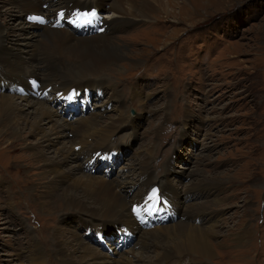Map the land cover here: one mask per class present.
I'll list each match as a JSON object with an SVG mask.
<instances>
[{
  "label": "rangeland",
  "instance_id": "rangeland-1",
  "mask_svg": "<svg viewBox=\"0 0 264 264\" xmlns=\"http://www.w3.org/2000/svg\"><path fill=\"white\" fill-rule=\"evenodd\" d=\"M99 1L103 17L109 18L105 23L113 27L111 0ZM139 2L136 0V4ZM164 3L167 7H158L150 20L136 19L132 25L111 32L108 39L121 49V59L108 65L102 89L96 83V87L93 83L92 87L75 84L62 95L61 104L60 99L56 100V108L43 102L71 125L76 120L96 117V130L114 131L103 150H121L119 146H123L120 162L94 172H89L87 166L86 174L114 186L122 185L121 192L128 201L144 193L140 199L144 203L135 205V209L151 226L140 224L136 232L135 226H124L135 232L130 242L123 234L114 233L121 223L127 225L119 218L106 220L74 211L61 214L62 207L50 208L46 188L61 189L73 182L63 176L51 183L50 178L41 175L34 152L42 148L48 155L52 145L46 147V140L26 131L22 136L33 148L28 149L21 141L9 147V137L0 136V264L102 263L93 262L90 255L103 257L104 264L135 260L144 254L140 243L153 241L154 227H166L180 220L174 211L175 202L164 196L166 187L180 192V204L204 203L208 201L204 193L216 194L219 202L207 204L206 214L200 212L194 221L216 233L210 238L214 256L204 264H264V0ZM43 5L35 10L31 4L12 7L9 1L0 0V32L6 29L0 35V60L6 61V50L20 60H36L40 37L32 33L44 25L58 29L53 26L56 14L52 10L47 14L48 7ZM31 13L43 17L45 23L26 24L25 15ZM61 29L81 35L68 27ZM3 40L5 45L1 44ZM29 77L26 83L34 97L38 98L37 92L51 90L38 89L41 79ZM4 79L8 92L3 93L18 96L27 92L15 85L17 80L11 76L4 75ZM13 84L22 91L8 89ZM2 86L0 82V90ZM87 88L91 89L87 109H77V104L75 110V106L64 104L66 97L74 93L79 101ZM63 91L59 89L56 94ZM60 105L69 110L61 112ZM102 106L106 109L101 110ZM26 110L32 112L33 107ZM50 138L62 143L57 148L63 147L62 139ZM88 151L85 149L81 157L93 153ZM85 162V158H79L80 165ZM144 169L148 177L143 178ZM201 180L205 181L200 183ZM148 181L153 183L146 186ZM194 185L208 187L194 189ZM200 194L201 198L196 197ZM166 213L174 215L162 224ZM107 225L114 227L108 231ZM84 227L94 234H88ZM96 227L101 230L97 234L103 236L104 244L96 238ZM241 231L250 233L242 244L230 236ZM127 241L130 245L124 247ZM58 244H62L63 255L58 252ZM197 260L203 261L188 254L181 260L171 257L164 264H195Z\"/></svg>",
  "mask_w": 264,
  "mask_h": 264
},
{
  "label": "bare ground",
  "instance_id": "bare-ground-1",
  "mask_svg": "<svg viewBox=\"0 0 264 264\" xmlns=\"http://www.w3.org/2000/svg\"><path fill=\"white\" fill-rule=\"evenodd\" d=\"M7 1H9V4L12 7L19 4H31L35 10H40L42 5L45 4L43 5V8L48 7L47 14H49L51 10L54 11V15L56 14L55 20L53 19V26L56 24H59L60 26L64 25L66 19H73L74 17L71 13L73 11H76L75 13H77V9L90 8L92 6L96 7L100 13H102V4L99 0L98 3H96V0H83L79 2L77 0H42L43 2H41V0ZM138 1H140L138 4H136V0H111L109 2V14L114 20L112 19L113 27L109 28L108 24L105 23L109 21V18L104 17L103 25L107 26L106 29L109 30L108 32L105 30L101 34L87 33L82 35L79 31V27H73L67 24L64 26L71 29L74 33L81 34L77 35L71 34L67 29H52L50 25H44L39 32L32 33L33 36L40 37L39 55L36 54V60L34 62L20 60L8 53L7 50L3 54L6 61L0 60V82H4V75L7 77L11 76L17 80L15 85L21 86L23 90L27 89V92L24 95L18 96L3 93L4 91H7V89L0 90V136H4V138L9 137V147H11L10 145L15 141H21L28 149L33 148L34 146L31 147L25 143V138L22 136L25 131L39 137V140H46L48 143L46 147L51 145L53 147L50 153L46 155L44 152L45 150L42 148H38L34 152L36 154L34 156L36 157V163L40 165L42 170V172H40L42 173L41 175L50 178L51 183H54L55 180L63 176L73 179V182H68V184L61 189L45 187L47 189L46 198L47 200L49 199L48 205L50 208L62 207L61 214L68 213V211H74L79 214H86L94 218H104L106 220L109 217L119 218L127 224L119 223L121 226L128 228L135 226V232L140 223L132 217V214L134 213L133 209H135V205L143 202L140 201V199L142 200L144 193L137 196L135 199L128 201L121 192V189L123 188L122 185L114 186L109 181L97 180L95 177L90 176V174H86L87 166L85 164L81 163L80 165L79 163V158H85L88 160L90 157L88 154H84L85 157H81L85 149L92 152L98 150L99 152H96L97 156H100L105 151H109L111 154L115 153L117 149L114 148L103 150L106 145L105 142H107L106 139L109 135L112 136L114 131L111 132L108 128H104V130H96V117L88 120H76V122L71 125L70 122L59 116L56 112H52L50 107L46 108L43 102H48L47 104L55 107L56 100H61L59 95H63L70 87L73 85L75 86V84H77V86L85 85L86 87H92V83L94 86L96 83L98 84L97 86L102 89L101 81H103V78L105 77L104 72L109 71L108 65L116 63L121 59V57L119 58V52L121 49L108 39L111 32L117 31L120 26L124 27L126 25H132L135 23L136 19L150 20V15L154 13L158 7H167L164 0ZM56 4L58 5L57 7ZM41 20H43V23ZM25 23L29 25H43L45 20L43 17H38L31 13L25 15ZM5 31L6 29H2L0 35L4 34ZM1 44L5 45V41L3 40ZM29 76H36L41 79V84L35 82V85H39L38 89L51 87V90L47 91L45 94V96L51 98L50 100L39 99L38 93H36L38 98L33 96L31 89L28 88L26 83L28 78H30ZM86 80L93 82H84ZM6 81L12 83L10 79H6ZM68 84L71 85L66 86ZM59 89L64 91L56 94V91ZM19 93L21 94V92ZM52 100L53 102H50ZM30 107H33L32 112L26 110V108ZM59 107H62V105ZM102 109L105 110L106 106H102L101 110ZM68 134H71L72 137H68ZM52 136L57 140L62 139L65 146L63 144L62 148H57V144L59 146L61 142L54 143L52 138H50ZM66 138H68V140H66ZM77 147L80 150L75 152V148ZM71 163L73 166H70ZM145 163L146 162H144V166ZM141 174L143 178L148 177L146 169H144ZM115 181L118 182V180ZM204 181L201 180L200 183ZM152 183L153 182L148 181L146 186ZM198 186L200 185H194L193 188L195 189ZM207 187L208 186L206 185L200 186V188L204 190H206ZM145 190L146 188L143 192H145ZM199 191L201 192V190ZM204 195V197H208V201L204 203L190 202L185 204V202H183L180 204L178 203L181 198L180 192L166 187L164 196L175 202L174 211H177L180 220H177L172 225H166V227H154L156 233L154 232V234H152L153 241H142V243H140L144 254H140L135 260L127 261L126 264H164V262L171 257L181 260L183 259V256L188 254L203 260L202 262L197 260L198 262L196 261L195 264H204L205 261L207 262L212 259L214 256V250L212 249L210 238L216 236V233L212 231V229H203L204 227H200L199 224L194 221L195 218H198L197 216L200 212L206 214L207 207L205 206L207 204H217L219 201L216 199V194H213V196L210 193L212 199L208 193H204ZM196 197L201 198L202 195H197ZM134 200L138 201L131 203ZM181 206H186L187 209L183 210ZM180 212H182L181 217ZM140 222H142V219ZM114 224L117 225L118 223ZM85 225L90 226L91 224L87 223ZM104 225H106V223ZM113 227L114 225H107L105 229H108L109 231V229ZM84 228H86V231L88 230L87 227ZM96 230V233L101 231L100 228L97 227ZM87 233L94 234L93 231L89 230ZM249 234V232L245 231L241 234L238 232L237 234H231L230 236L234 237L236 242L242 244L244 240L248 239ZM108 238L110 239L109 235ZM128 245L130 244H125L124 247H127ZM58 247H60V251L58 252L63 255L65 251L61 249L62 244H58ZM84 252L86 251L84 250ZM84 254L86 255V253ZM60 257L62 258V256ZM89 258L93 262H102L101 264L106 262L103 257L100 258L98 256L90 255Z\"/></svg>",
  "mask_w": 264,
  "mask_h": 264
},
{
  "label": "snow or ice",
  "instance_id": "snow-or-ice-1",
  "mask_svg": "<svg viewBox=\"0 0 264 264\" xmlns=\"http://www.w3.org/2000/svg\"><path fill=\"white\" fill-rule=\"evenodd\" d=\"M133 211H135V209H133Z\"/></svg>",
  "mask_w": 264,
  "mask_h": 264
},
{
  "label": "water",
  "instance_id": "water-1",
  "mask_svg": "<svg viewBox=\"0 0 264 264\" xmlns=\"http://www.w3.org/2000/svg\"><path fill=\"white\" fill-rule=\"evenodd\" d=\"M132 113H134V112L132 111Z\"/></svg>",
  "mask_w": 264,
  "mask_h": 264
}]
</instances>
